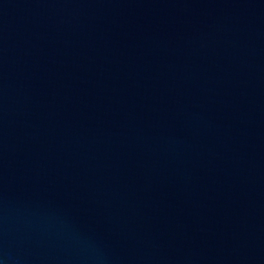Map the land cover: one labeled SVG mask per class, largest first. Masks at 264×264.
<instances>
[{
    "label": "water",
    "instance_id": "obj_1",
    "mask_svg": "<svg viewBox=\"0 0 264 264\" xmlns=\"http://www.w3.org/2000/svg\"><path fill=\"white\" fill-rule=\"evenodd\" d=\"M0 264H264V0H0Z\"/></svg>",
    "mask_w": 264,
    "mask_h": 264
}]
</instances>
